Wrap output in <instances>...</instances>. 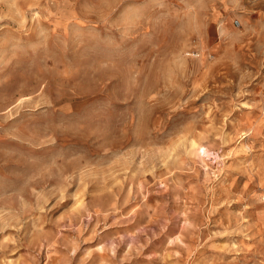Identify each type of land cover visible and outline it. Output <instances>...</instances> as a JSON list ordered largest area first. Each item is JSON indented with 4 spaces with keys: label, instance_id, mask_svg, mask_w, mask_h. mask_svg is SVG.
Wrapping results in <instances>:
<instances>
[{
    "label": "rangeland",
    "instance_id": "rangeland-1",
    "mask_svg": "<svg viewBox=\"0 0 264 264\" xmlns=\"http://www.w3.org/2000/svg\"><path fill=\"white\" fill-rule=\"evenodd\" d=\"M12 4L0 5L5 23L25 15L27 0ZM255 39L241 50L253 53ZM183 47L179 44L170 60L154 52L140 69L126 100L134 107L109 137L108 150L62 168L57 162L28 169L17 158V150L30 148V139H57L47 127L29 126L26 117L50 106L66 109L96 85L81 77L70 57L13 86L0 85V264H254L264 255V203H259L264 202V70L241 86L219 63L186 60ZM108 87L102 82L99 91ZM181 113L194 119L205 114L203 124L185 121L195 135L187 130L167 135ZM221 124L231 139L223 151L232 168L224 185L208 184L213 189L208 192L205 168L191 161L207 160V151H201L206 130ZM241 133L248 135L237 143ZM232 149L239 155H231ZM181 151L185 157L173 165ZM240 162L255 174L243 171ZM251 201L258 203L245 211ZM236 212L255 225L252 239L223 235L236 227ZM241 241L244 251L227 250Z\"/></svg>",
    "mask_w": 264,
    "mask_h": 264
},
{
    "label": "clouds",
    "instance_id": "clouds-1",
    "mask_svg": "<svg viewBox=\"0 0 264 264\" xmlns=\"http://www.w3.org/2000/svg\"><path fill=\"white\" fill-rule=\"evenodd\" d=\"M8 3L9 0H0V5ZM12 6H16V0ZM24 12L18 20L7 18L11 20L9 23L0 15V85L13 86L30 78L36 69L69 57L79 67L81 77L96 85L92 91L82 90L66 109L50 106L27 115L29 126L47 127L57 136V139L46 136L43 141L30 139L29 149L17 150V158L28 169L50 168L57 162L62 168L82 158L96 159L100 148L107 151L105 145L120 119L134 107L126 102L128 90L142 76L140 69L147 67L154 52L157 58L170 60L183 43L179 51L186 60L190 58L194 65L205 61L219 63L234 78L239 77L241 86L245 80H256L264 70V0H27ZM253 37L254 52L242 51L241 45ZM102 82H109V87L100 92ZM140 83H144L143 78ZM224 118L227 120V116ZM187 120H192L193 125L203 124L205 114L194 119L181 113L172 121L167 135L186 130L195 135L194 127L185 128ZM213 132L217 133L214 137ZM213 132L206 130L205 147L201 149L207 151V160L191 161L205 168L203 187L208 192L213 191L208 184L216 181L222 187L227 170L232 168L226 163L229 154L223 151L231 143L224 125ZM89 133L95 138L85 139ZM247 135L241 133L237 143ZM253 152V146L248 145L246 154ZM230 154L239 152L232 149ZM182 157L183 151L177 154L173 165ZM240 168L250 176L255 174L243 162ZM247 183L250 181L245 182V187ZM225 191L231 192V187ZM244 198L243 193L238 197ZM256 203L245 205V211ZM234 215L236 227L223 235L235 233L245 240L252 239L249 232L255 225L247 222L243 212ZM245 247L242 241L233 242L227 250L244 251ZM254 264H264V255L255 259Z\"/></svg>",
    "mask_w": 264,
    "mask_h": 264
},
{
    "label": "bare ground",
    "instance_id": "bare-ground-1",
    "mask_svg": "<svg viewBox=\"0 0 264 264\" xmlns=\"http://www.w3.org/2000/svg\"><path fill=\"white\" fill-rule=\"evenodd\" d=\"M194 147V146H193Z\"/></svg>",
    "mask_w": 264,
    "mask_h": 264
}]
</instances>
